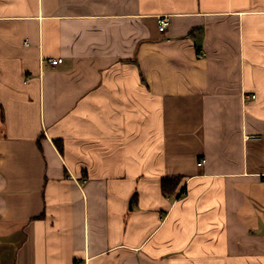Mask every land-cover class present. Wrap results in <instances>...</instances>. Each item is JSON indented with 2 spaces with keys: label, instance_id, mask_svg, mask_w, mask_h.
Returning <instances> with one entry per match:
<instances>
[{
  "label": "crops",
  "instance_id": "obj_1",
  "mask_svg": "<svg viewBox=\"0 0 264 264\" xmlns=\"http://www.w3.org/2000/svg\"><path fill=\"white\" fill-rule=\"evenodd\" d=\"M76 263L264 264V0H0V264Z\"/></svg>",
  "mask_w": 264,
  "mask_h": 264
},
{
  "label": "built area",
  "instance_id": "obj_2",
  "mask_svg": "<svg viewBox=\"0 0 264 264\" xmlns=\"http://www.w3.org/2000/svg\"><path fill=\"white\" fill-rule=\"evenodd\" d=\"M169 23H170L169 16H167V15H160V16H158L157 17V28H158V31L159 32H165L167 30V28H168ZM61 61L62 60L60 58H52V59H50V64L52 66H56L59 63H61ZM246 139H258V137L246 136ZM203 164H204V160L203 159H200L197 162V165L198 166H201ZM178 194H181V193L179 192ZM76 264H79V263H76Z\"/></svg>",
  "mask_w": 264,
  "mask_h": 264
},
{
  "label": "trees",
  "instance_id": "obj_3",
  "mask_svg": "<svg viewBox=\"0 0 264 264\" xmlns=\"http://www.w3.org/2000/svg\"><path fill=\"white\" fill-rule=\"evenodd\" d=\"M181 177L180 176H174V177H165L161 181V190L164 196L169 197L172 194H174L180 185ZM181 189V188H179ZM184 191V188L180 191L182 193ZM179 193V192H178ZM180 195V194H178Z\"/></svg>",
  "mask_w": 264,
  "mask_h": 264
}]
</instances>
